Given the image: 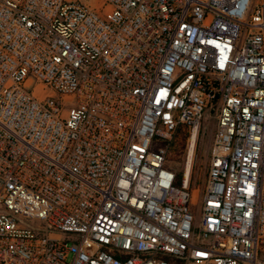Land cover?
Masks as SVG:
<instances>
[{
    "label": "built area",
    "instance_id": "built-area-1",
    "mask_svg": "<svg viewBox=\"0 0 264 264\" xmlns=\"http://www.w3.org/2000/svg\"><path fill=\"white\" fill-rule=\"evenodd\" d=\"M0 264H264V0H0Z\"/></svg>",
    "mask_w": 264,
    "mask_h": 264
},
{
    "label": "rangeland",
    "instance_id": "rangeland-1",
    "mask_svg": "<svg viewBox=\"0 0 264 264\" xmlns=\"http://www.w3.org/2000/svg\"><path fill=\"white\" fill-rule=\"evenodd\" d=\"M215 132V118L212 114L207 113L197 131L195 142L192 141V129L181 127L168 145L167 165L172 167L177 175L182 173V179L190 176V187L194 191L195 199H197L192 205L194 210L198 209L199 201L204 192ZM191 145L195 150L192 163H189ZM188 170L191 173L187 177L186 172Z\"/></svg>",
    "mask_w": 264,
    "mask_h": 264
},
{
    "label": "bare ground",
    "instance_id": "bare-ground-1",
    "mask_svg": "<svg viewBox=\"0 0 264 264\" xmlns=\"http://www.w3.org/2000/svg\"><path fill=\"white\" fill-rule=\"evenodd\" d=\"M196 137H197V129L195 128L194 130H193V134H192V141L193 142H195L196 141ZM194 144V143H193ZM194 147H193V145H191V150L189 151V153H190V161H188L189 163H192V160H193V156H194V150L195 149H193ZM188 166V165H187ZM187 169V168H186ZM190 171L188 170V172H186V175H187V177L190 175ZM187 179V178H186Z\"/></svg>",
    "mask_w": 264,
    "mask_h": 264
},
{
    "label": "trees",
    "instance_id": "trees-1",
    "mask_svg": "<svg viewBox=\"0 0 264 264\" xmlns=\"http://www.w3.org/2000/svg\"><path fill=\"white\" fill-rule=\"evenodd\" d=\"M181 127H184V126H180L178 129H180ZM182 182V173H179L177 175V184H180Z\"/></svg>",
    "mask_w": 264,
    "mask_h": 264
}]
</instances>
